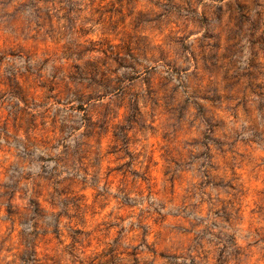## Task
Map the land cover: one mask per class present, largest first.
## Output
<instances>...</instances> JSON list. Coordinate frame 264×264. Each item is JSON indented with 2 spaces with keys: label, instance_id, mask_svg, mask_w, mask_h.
Masks as SVG:
<instances>
[{
  "label": "rangeland",
  "instance_id": "1",
  "mask_svg": "<svg viewBox=\"0 0 264 264\" xmlns=\"http://www.w3.org/2000/svg\"><path fill=\"white\" fill-rule=\"evenodd\" d=\"M0 264H264V0H0Z\"/></svg>",
  "mask_w": 264,
  "mask_h": 264
}]
</instances>
